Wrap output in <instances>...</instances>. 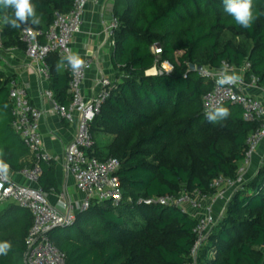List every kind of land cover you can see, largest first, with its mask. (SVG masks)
Masks as SVG:
<instances>
[{
    "label": "trees",
    "instance_id": "obj_1",
    "mask_svg": "<svg viewBox=\"0 0 264 264\" xmlns=\"http://www.w3.org/2000/svg\"><path fill=\"white\" fill-rule=\"evenodd\" d=\"M74 0H31L39 17L31 29L47 31L56 12L68 13ZM111 92L91 124L95 155L120 160L118 173L127 201L118 206L94 204L77 214L74 224L50 233L67 264H185L195 241L196 219L160 197L189 193L213 194L218 177L237 178L248 151L247 140L260 122L244 119L239 104L227 102V119L210 123L203 96L212 82L197 67H240L250 62L264 87V0H253L257 19L245 29L224 12L223 0H115ZM0 6L3 43L20 46L22 29H11ZM24 26H22L23 28ZM161 47V53L153 47ZM57 53L47 59L50 89L68 105L70 74ZM168 61L170 73L147 71ZM10 79L0 73V163L20 172L31 154L12 128ZM113 137L109 144L97 140ZM38 186L45 193L57 187L54 161L40 163ZM30 212L10 202L0 211V242H10L0 264H25V239ZM198 264H264V164L232 195L201 250Z\"/></svg>",
    "mask_w": 264,
    "mask_h": 264
},
{
    "label": "built area",
    "instance_id": "obj_2",
    "mask_svg": "<svg viewBox=\"0 0 264 264\" xmlns=\"http://www.w3.org/2000/svg\"><path fill=\"white\" fill-rule=\"evenodd\" d=\"M91 1L97 0H74L68 13L56 12L54 22L47 31L21 30L20 39L25 45L31 67L45 79L49 80L50 77L47 64L50 54L57 53L61 58L73 54L71 41L81 32L84 14ZM117 26L118 20L113 17L107 29L111 45H114L112 37ZM2 32L0 24V49L4 48ZM153 52L160 54L161 47H153ZM83 60L85 67L79 72H73L67 61L65 62V69L70 74L69 93L72 96L68 105L59 103L51 89L44 92L45 99L52 103V112L69 123H76V134L67 151L65 164L68 172L75 178L77 189L85 195L77 208L64 196L60 197L58 205L51 204L46 194L37 187L42 173L40 163L53 161L44 148V139L40 131L45 110L33 105L25 85L14 80L9 85V96L13 103L12 128L37 158L32 167L20 171L28 184L13 180L9 175L8 166L0 163V202L16 203L27 209L32 216V226L25 239V264H67L65 255L53 243L50 233L57 228L74 224L77 214L87 211L94 204L111 203L118 206L125 202L122 182L118 175L121 162L114 157L100 159L95 155V141L90 129L110 95L113 81L104 77L99 79L97 83L99 92L91 99H85L83 83L92 61L87 58ZM250 68V62H245L240 67L223 62L220 68L203 67L199 71L201 76L212 82V90L204 95L202 100L206 113L215 106L231 102L243 107L246 121L260 122L261 126L247 140L248 151L238 168L236 179L218 177L211 184L213 194L185 191L179 195L157 199L162 205L180 208L197 221L194 229L195 241L189 254V261L185 264H198L205 242L224 216L226 205L235 193H231V190H238L245 181L244 177L264 141V87L259 85L260 79L253 74L247 79L246 74ZM173 69V64L165 61L147 71V74L170 73ZM223 71H227L228 74L235 73L240 80L234 85H217L216 80ZM251 88L260 90L263 96L250 94L248 89ZM220 205L223 207L218 213Z\"/></svg>",
    "mask_w": 264,
    "mask_h": 264
},
{
    "label": "crops",
    "instance_id": "obj_3",
    "mask_svg": "<svg viewBox=\"0 0 264 264\" xmlns=\"http://www.w3.org/2000/svg\"><path fill=\"white\" fill-rule=\"evenodd\" d=\"M114 2L115 0L91 1L84 14L81 32L71 41L73 53H78L81 58L92 61V66L83 83L85 99H91L99 92L97 84L99 79L104 77L114 81L115 78L112 65V45L107 34V29L114 17ZM0 73L8 77L10 83L14 80L25 85L29 90L33 105L45 110L40 131L44 139V148L54 161L57 179V187L45 192L48 201L53 205H58L60 197L64 196L77 208L85 195L77 189L75 178L68 172L65 164L67 151L76 134V123H69L52 112V103L44 97V92L50 89V81L31 67L24 48L6 46L0 49ZM248 92L255 96H263L260 90L254 88L248 89ZM261 151H264V141L259 148V152ZM36 161L37 158L32 153L24 159V162L30 166ZM256 162L254 160L250 167L252 170H248L246 178L249 179L255 175ZM9 175L19 183L28 184L20 172L9 169ZM37 187H39L38 184Z\"/></svg>",
    "mask_w": 264,
    "mask_h": 264
},
{
    "label": "clouds",
    "instance_id": "obj_4",
    "mask_svg": "<svg viewBox=\"0 0 264 264\" xmlns=\"http://www.w3.org/2000/svg\"><path fill=\"white\" fill-rule=\"evenodd\" d=\"M0 6L12 9V15L5 17V22L11 29H22L30 31L29 21L31 25L39 23V17L36 14L35 5L31 0H0ZM224 12L231 16L237 25L242 28H251L252 23L257 19V15L253 12V0H223ZM22 26H25L22 28ZM64 61L73 72H79L85 67V61L79 56L78 53L69 54L63 57L57 64V70L64 66ZM240 80V77L233 74H228L223 71L220 77L216 80L217 85H234ZM206 118L210 123H216L221 120L227 119L230 115L229 108L218 105L209 110ZM10 242H0V256H7L11 250Z\"/></svg>",
    "mask_w": 264,
    "mask_h": 264
},
{
    "label": "rangeland",
    "instance_id": "obj_5",
    "mask_svg": "<svg viewBox=\"0 0 264 264\" xmlns=\"http://www.w3.org/2000/svg\"><path fill=\"white\" fill-rule=\"evenodd\" d=\"M112 139H113V137L111 136V135H108V134H106V135H103V136H101V138H98L97 140L102 144V145H106V144H109L111 141H112ZM258 155L257 156H255L254 157V160H255V162L257 163L256 164V168L255 169H257L256 170V172L258 171V169H260V167L264 164V151H261V152H259L258 151V153H257ZM254 160H253V162H254ZM253 164V163H252ZM252 166V165H251ZM250 166V167H251ZM250 170H252L251 168H249V171ZM248 178H246V176L244 177V180H247ZM188 189L185 187V186H183V192H185V191H187ZM237 190H235V189H232L231 190V193H234V192H236ZM187 193V192H186ZM125 201H127V198H125ZM9 203L10 202H8V201H1L0 202V211L2 210V209H4V208H6L8 205H9ZM227 206V205H226ZM222 207H223V205H220V208H219V211H218V213H220V210L222 209ZM221 217V216H220ZM77 218V217H76Z\"/></svg>",
    "mask_w": 264,
    "mask_h": 264
},
{
    "label": "water",
    "instance_id": "obj_6",
    "mask_svg": "<svg viewBox=\"0 0 264 264\" xmlns=\"http://www.w3.org/2000/svg\"><path fill=\"white\" fill-rule=\"evenodd\" d=\"M191 68L193 69V70H198V71H200V70H202V66H199V67H197L196 65H191Z\"/></svg>",
    "mask_w": 264,
    "mask_h": 264
}]
</instances>
